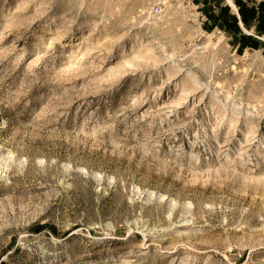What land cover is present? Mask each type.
I'll return each instance as SVG.
<instances>
[{
  "label": "rangeland",
  "instance_id": "374dc122",
  "mask_svg": "<svg viewBox=\"0 0 264 264\" xmlns=\"http://www.w3.org/2000/svg\"><path fill=\"white\" fill-rule=\"evenodd\" d=\"M157 1L0 0V264H264V0Z\"/></svg>",
  "mask_w": 264,
  "mask_h": 264
},
{
  "label": "built area",
  "instance_id": "2783aa9c",
  "mask_svg": "<svg viewBox=\"0 0 264 264\" xmlns=\"http://www.w3.org/2000/svg\"><path fill=\"white\" fill-rule=\"evenodd\" d=\"M174 1H181V0H174ZM189 1V0H185ZM170 0H158L157 3L149 8H141L139 10V14L143 17H146L148 15H152L154 17H164L168 14L169 8H170ZM190 3L191 0H190Z\"/></svg>",
  "mask_w": 264,
  "mask_h": 264
},
{
  "label": "crops",
  "instance_id": "0c3cea01",
  "mask_svg": "<svg viewBox=\"0 0 264 264\" xmlns=\"http://www.w3.org/2000/svg\"><path fill=\"white\" fill-rule=\"evenodd\" d=\"M229 1H231V0H229ZM191 2H192V5H193V7L194 8H196V9H200L203 5H202V3H200L198 0H191ZM231 3H232V1H231ZM233 4V3H232ZM234 5V4H233ZM231 6V5H230ZM232 7V6H231ZM234 7L236 8V6L234 5ZM233 8V7H232ZM234 9V8H233ZM238 16H239V14H238ZM239 18V21H240V26H241V28H243V30H245V28H244V25H243V23H242V19H241V17L239 16L238 17ZM246 31V30H245ZM247 36H250V35H247Z\"/></svg>",
  "mask_w": 264,
  "mask_h": 264
},
{
  "label": "bare ground",
  "instance_id": "6f19581e",
  "mask_svg": "<svg viewBox=\"0 0 264 264\" xmlns=\"http://www.w3.org/2000/svg\"><path fill=\"white\" fill-rule=\"evenodd\" d=\"M230 3H231V1H229ZM231 6L233 7V8H235L234 7V5L231 3ZM232 108H233V111H235V112H238V111H241V109H239L238 107H237V105L236 106H232Z\"/></svg>",
  "mask_w": 264,
  "mask_h": 264
},
{
  "label": "trees",
  "instance_id": "16d2710c",
  "mask_svg": "<svg viewBox=\"0 0 264 264\" xmlns=\"http://www.w3.org/2000/svg\"><path fill=\"white\" fill-rule=\"evenodd\" d=\"M241 17H242V21L245 23L244 14H241Z\"/></svg>",
  "mask_w": 264,
  "mask_h": 264
}]
</instances>
